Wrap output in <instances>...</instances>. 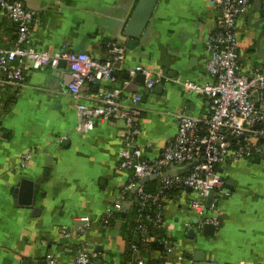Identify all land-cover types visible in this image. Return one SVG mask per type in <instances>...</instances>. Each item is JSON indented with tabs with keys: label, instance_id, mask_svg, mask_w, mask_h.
<instances>
[{
	"label": "crops",
	"instance_id": "crops-1",
	"mask_svg": "<svg viewBox=\"0 0 264 264\" xmlns=\"http://www.w3.org/2000/svg\"><path fill=\"white\" fill-rule=\"evenodd\" d=\"M21 1L43 21L32 34L37 51L66 48L98 56L107 42L124 43V23L134 2ZM214 2L159 0L150 36L133 50L127 49L126 70L143 65L164 70L172 80L210 82L206 40L216 24ZM237 33L242 70L264 72V0H252ZM15 38V26L0 14V49L11 48ZM137 79L129 88L127 102L132 94L145 93ZM72 80V70L64 62L56 68L32 71L22 88L0 89V264H45L48 254L56 255L58 264H76L75 251L83 243L105 254L108 264H130L134 258L121 232L123 221L107 232L99 224L129 178L119 168L124 123L97 120L90 134L78 133V115L70 94ZM121 85L122 81L116 84ZM162 88L147 94L143 105L140 141L152 146L145 153L149 159L158 157L177 134L172 114L185 111L207 116L210 110L205 96L185 93L173 82ZM108 89V82L86 85L85 103L99 106ZM32 151L33 159L20 169L23 156ZM220 173L230 196L218 203L220 225L215 226V233L208 236L197 230L198 219L187 206L190 190L174 193L167 203L166 226L175 250L160 258L158 250L144 254L153 244L143 246L142 257L149 264H264V156L231 162ZM23 180L40 186L34 207L16 199V188ZM127 207L124 204L121 212L124 217L130 212ZM83 218L91 221L88 231L72 241L64 240L60 229L84 228ZM191 230L197 234L190 236Z\"/></svg>",
	"mask_w": 264,
	"mask_h": 264
},
{
	"label": "built area",
	"instance_id": "built-area-1",
	"mask_svg": "<svg viewBox=\"0 0 264 264\" xmlns=\"http://www.w3.org/2000/svg\"><path fill=\"white\" fill-rule=\"evenodd\" d=\"M250 2L215 0L216 24L206 40V71L210 82L200 84L189 79L172 80L164 70H152L143 65L126 70L127 48L118 41L107 42L99 56L66 48L39 52L32 46V34L43 24L41 16L21 0H0V14L16 28L13 46L0 49V89L3 92L8 86L15 89L25 86L32 71L56 68L64 61L73 73L70 94L78 115V133L90 134L97 120L124 123L119 168L128 172L129 178L120 187L117 201L98 221L104 231L111 228L110 218L122 212L133 194L130 208L134 206L138 211L132 231L134 238L139 239L142 246L160 243L168 253L173 252L175 243L166 226V208L172 196L169 192L190 190L187 206L198 219L199 232L206 225L219 226L218 203L230 196L220 169L231 162L264 156V72L243 71L238 52L237 27ZM125 73L129 75L127 79L122 78ZM139 75L145 78V93H134L127 102L129 88L136 84ZM119 81L122 85L116 86ZM102 82H108L110 89L100 99L99 106L86 104L88 96L84 87ZM168 82L175 83L185 93L207 97L210 110L207 116L189 115L185 111L172 114L177 121V134L158 157L149 159L145 153L152 146L140 141L144 135L141 119L145 113V96ZM34 155L33 151L25 154L20 169L27 167ZM151 176L157 177L153 192L140 184L141 179ZM212 192L215 195L210 203ZM82 220L87 223L86 227L76 230L62 227L61 237L68 242L84 235L91 221L88 218ZM189 228L190 224H187L186 231ZM151 230L163 232L165 238L154 236ZM142 248L131 246L134 258L130 264H149L142 257ZM158 256L162 258L160 254ZM74 260L76 264L102 261L108 264L106 255L88 248L87 243L77 246ZM58 263L56 255H46L45 264Z\"/></svg>",
	"mask_w": 264,
	"mask_h": 264
},
{
	"label": "water",
	"instance_id": "water-1",
	"mask_svg": "<svg viewBox=\"0 0 264 264\" xmlns=\"http://www.w3.org/2000/svg\"><path fill=\"white\" fill-rule=\"evenodd\" d=\"M159 0H134L133 5L128 13V16L124 23V31L122 36V41L127 44L126 48L129 50H133L138 47L146 40L152 30V16L155 12ZM123 43V44H124ZM61 63H64L62 61ZM60 63V64H61ZM129 77L128 74L125 75L127 79ZM138 81H141L142 84L145 82V78L143 75L138 76ZM162 90V86L156 88V92L158 90ZM156 176H151L148 178H143L140 181V184L145 185L150 181H156ZM40 186L35 184L30 180H23L21 184H19L15 191L16 199L18 203L27 207H34L36 204L37 194L39 193ZM215 192H212L210 195V203L214 198ZM133 199V194L129 197L128 207L129 209L130 203ZM204 231L208 236H212L216 227L213 225H206ZM190 236L197 234L196 230L190 231ZM25 264H28L25 262ZM98 264H102L98 262Z\"/></svg>",
	"mask_w": 264,
	"mask_h": 264
},
{
	"label": "trees",
	"instance_id": "trees-1",
	"mask_svg": "<svg viewBox=\"0 0 264 264\" xmlns=\"http://www.w3.org/2000/svg\"><path fill=\"white\" fill-rule=\"evenodd\" d=\"M251 3H252V0H251L250 4ZM156 187H157L156 181H150L147 184H145V189L149 192L155 191ZM169 193L171 195H173L174 193H176V191H172ZM137 214H138L137 209H135L134 206H132L130 208V212L127 215H125V217H124L123 213H118V214L114 215V217L110 218V220H109V223L111 224V228L115 227L118 221H121V222L123 221V226H122L121 232L123 233V235L126 239V242L129 245L130 250H131L132 245H137L140 248L143 247L142 246L143 244L139 241V239L134 238L135 234L132 232V231H134L135 226H136L135 222L137 219ZM101 228H102V226H101ZM103 232H107V231H103ZM150 232L154 236H156V235L159 236L161 239L165 238L163 232H158V231H154V230H151ZM153 250H155V251L158 250L157 251L158 254L166 255V249L160 243H155L148 250H144V254L146 256H149L150 252Z\"/></svg>",
	"mask_w": 264,
	"mask_h": 264
}]
</instances>
